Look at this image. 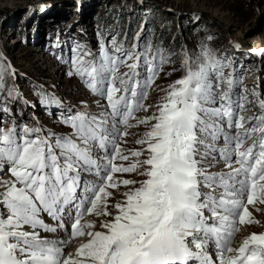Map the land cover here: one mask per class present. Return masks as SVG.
I'll return each instance as SVG.
<instances>
[{
    "label": "snow or ice",
    "instance_id": "6c2138e0",
    "mask_svg": "<svg viewBox=\"0 0 264 264\" xmlns=\"http://www.w3.org/2000/svg\"><path fill=\"white\" fill-rule=\"evenodd\" d=\"M72 53L68 75L99 99L95 111L85 103L61 114L66 134L5 123L11 113L0 106V264H264V233L232 246L238 225L253 223L248 205L264 204V99L235 92L225 64L202 47L183 53L184 75L137 118L173 53L115 36L98 54L80 45ZM5 73L11 65L0 64V91ZM247 104L259 111L246 116ZM141 125L140 147L126 151L127 129ZM131 173L143 179L116 176ZM120 187L110 204L109 189ZM88 215L104 217L100 230ZM58 230L68 239L45 235ZM76 238L86 239L65 254Z\"/></svg>",
    "mask_w": 264,
    "mask_h": 264
},
{
    "label": "rangeland",
    "instance_id": "374dc122",
    "mask_svg": "<svg viewBox=\"0 0 264 264\" xmlns=\"http://www.w3.org/2000/svg\"><path fill=\"white\" fill-rule=\"evenodd\" d=\"M113 36L129 48L133 43L142 47L150 42L166 55L173 53L148 91L144 104L151 107L148 112H137V118L155 112L168 86L184 75L183 53L198 56L202 47L225 64L224 74H232L235 92L251 100L255 91L264 99V52H260L264 49V0H0V64L11 65L14 72L4 74L5 90L0 91V106L11 113L5 115V123L13 118L29 126L39 121L49 131L66 134L69 129L60 123L62 113L69 108L82 109L85 103L95 111L99 98L80 77L68 75L72 49L80 45L98 54L101 42L107 45ZM256 44L263 47L252 51ZM126 70L121 68V72ZM43 97L60 100L61 106L44 105L40 103ZM246 107L251 109L246 116L259 111L253 104ZM146 130L143 125L129 127L121 147L126 151L138 149L135 141ZM130 162L117 161L125 165ZM217 168L223 165L210 170L216 172ZM116 176L141 179L136 173ZM125 190L109 189L113 193L109 203L121 200ZM248 209L253 223L238 225L239 229L263 233L264 204L248 205ZM103 219L91 215L87 220L95 221L96 230H100ZM237 235L239 231L233 247L238 243ZM77 246L74 244L67 253Z\"/></svg>",
    "mask_w": 264,
    "mask_h": 264
},
{
    "label": "bare ground",
    "instance_id": "6f19581e",
    "mask_svg": "<svg viewBox=\"0 0 264 264\" xmlns=\"http://www.w3.org/2000/svg\"><path fill=\"white\" fill-rule=\"evenodd\" d=\"M258 42H259V41H258ZM256 45H257L256 48H258L259 45H258V44H256ZM260 47H263V46L260 45L259 48H260ZM255 50H256V49H255ZM209 162H210V161H209ZM209 162H206V161H205V164H207V163H209ZM220 170H222V168H217V171H220ZM217 171H216V172H217ZM141 179H142V177H141ZM255 215H256V214H255ZM88 217H91V215H89ZM88 217H87V219H88ZM255 217H256V216H255ZM255 217H254V218H255ZM259 218H260V217H259ZM89 219H90V218H89ZM259 220H260V219H259ZM97 221H98V220H97ZM87 222H92V221H87ZM93 222L96 223L95 221H93ZM259 225H260V224H259ZM261 225H262V224H261ZM263 225H264V224H263ZM260 229H262V228H260ZM262 230H263V229H262ZM244 231H245V230H244ZM246 231H249V230H246ZM263 233H264V232H263ZM245 234H246V235H245ZM255 234H257V233H255ZM259 234H262V232L260 231ZM45 235H47V234H45ZM249 235H251V233H249V232H248V233H247V232H244V233H243L242 230L239 229V235H237V236H238V237H237V242H238L237 244H238V245L236 244L234 247H238V246L240 245L239 243H241V242L243 241V239L247 238ZM68 249H69V248H66V251H68ZM71 250H72V249H71Z\"/></svg>",
    "mask_w": 264,
    "mask_h": 264
},
{
    "label": "trees",
    "instance_id": "16d2710c",
    "mask_svg": "<svg viewBox=\"0 0 264 264\" xmlns=\"http://www.w3.org/2000/svg\"><path fill=\"white\" fill-rule=\"evenodd\" d=\"M175 41H177L176 43H178V44H179V40H178V39H175Z\"/></svg>",
    "mask_w": 264,
    "mask_h": 264
}]
</instances>
